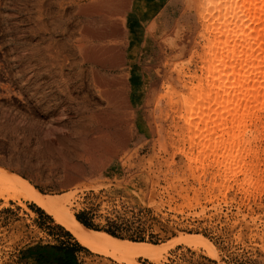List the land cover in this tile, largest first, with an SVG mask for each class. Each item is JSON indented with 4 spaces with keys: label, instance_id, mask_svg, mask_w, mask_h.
Wrapping results in <instances>:
<instances>
[{
    "label": "rangeland",
    "instance_id": "obj_1",
    "mask_svg": "<svg viewBox=\"0 0 264 264\" xmlns=\"http://www.w3.org/2000/svg\"><path fill=\"white\" fill-rule=\"evenodd\" d=\"M206 2L0 0V166L44 194L67 196L69 210L95 231L156 245L202 236L216 253L178 244L159 262L136 258L140 264H264V125L246 145V178L223 185L218 167L203 168L189 151L195 128L177 95H188L184 86L198 85L194 75L204 73ZM86 26L99 35L92 48H111L121 68L114 73L123 83L121 108L114 112L81 67ZM169 89L180 104L168 106ZM109 123L112 138L125 140L111 139L105 150L96 145L100 152L92 131ZM66 141L79 145L74 152L82 142L90 150L78 149L80 159ZM117 257L83 246L33 202L0 199V264H128Z\"/></svg>",
    "mask_w": 264,
    "mask_h": 264
},
{
    "label": "bare ground",
    "instance_id": "obj_2",
    "mask_svg": "<svg viewBox=\"0 0 264 264\" xmlns=\"http://www.w3.org/2000/svg\"><path fill=\"white\" fill-rule=\"evenodd\" d=\"M205 10L207 11H204L206 14L204 19L206 20L207 17V21L210 23L208 22L209 33L207 32L209 35L208 38H205L208 41L206 52L201 56L203 63L201 70L204 73H202V76L198 74L194 75L195 78L200 79L197 81L193 78L197 81L198 85L192 84V80H190L192 82H189L191 83V86L183 85L186 88L189 87L190 93L187 92L188 95L183 96L184 94L180 93V95H177V91L175 92L174 90L171 92L173 88L171 90L169 89L170 93L174 92L173 94H176L179 97L178 99L179 101L181 100L180 103L182 105L178 102L176 95L174 97L173 94L168 93V97H165L168 98L167 104L168 106L170 105V107L174 106L175 102L180 104L181 108L185 110L184 116H187L184 118L186 119L185 121H187V126L192 125L193 128H195L194 131L192 130L194 138H190L193 139L192 143H190L192 144L193 151L189 150L191 151V155L192 153L193 155H196V161L199 165H202L203 168H214L215 166H211L214 163L219 169L218 175L222 178V184L224 185L239 174H244V178L248 176L250 167H248L245 159L248 155L249 149H246V145H250L253 141L260 138L261 133L259 127L264 125V0H207ZM85 30L84 39L86 40V49L84 51L81 67H87L89 69L93 85L92 88L107 103V109L114 112L120 107L118 99H120L121 90L119 86L123 84L121 81L119 82L118 78H116L117 74H114L121 71L118 64L119 62L112 55L111 48L100 45H96V47L92 48L91 44L93 41L98 40L99 38V35H97L98 32L91 30L89 26H86ZM189 83L187 85H189ZM62 85L64 86V84ZM63 86L62 89L66 91L67 86L64 88ZM81 87L83 88V86ZM56 88H58V85ZM84 88L86 87L84 86ZM189 90L187 88V91ZM69 92L71 93V91ZM69 92L66 96L70 95ZM84 94L86 93L84 92ZM71 96L72 95H70V97ZM70 101L71 100H69V102ZM111 111L108 114L112 118L116 117ZM77 114L80 115L79 113ZM83 115H85L84 112ZM83 115L81 114V116ZM182 115L183 114H180L181 117ZM87 116H92L91 119L99 120V115L94 118V114H86L84 118H88ZM105 117L108 118L107 116ZM89 125L92 126L91 124ZM101 125L104 126L105 124ZM111 126L112 125L109 123L104 127H96L93 131L89 129L90 127H87L92 131L93 135H95V139H93L91 143L96 148L101 145H103L101 147L103 149L104 147H110L111 139H115L112 138L113 135L110 132ZM187 126L185 129H189ZM77 127L79 128V126ZM53 129L55 128L53 127ZM76 131L78 130L76 129ZM86 133H84V135ZM190 134H192V132H190ZM251 134L253 136H251ZM74 135L76 136V134ZM79 135L81 136L79 133L77 137ZM124 137L126 138V135ZM63 138L65 139L66 137L63 136ZM118 138L120 139V144L122 140L121 137ZM118 138L115 139L117 142ZM80 140L82 139L80 138ZM124 140L125 139H123V141ZM83 141L88 140L83 139ZM76 142H80L79 144L81 145V141H75V143ZM83 143L86 147L84 148L82 145V148L78 149L82 150L84 148L83 151H86L87 153V150L85 149L89 144L87 145V142H82V144ZM66 144L67 146H64V148L67 147L68 150V146L70 145L68 142ZM71 144L72 148L70 147L69 150L71 149V152H74V149L79 147V145L76 143V146L78 145L76 147L73 142ZM50 145L49 147H51ZM90 146L88 147L89 149L87 148L88 150H90ZM101 148H98L100 152H102V150H100ZM78 149L76 150L79 155L77 152L74 153H77L81 159L83 156L80 157L81 153ZM64 154L65 153H63V155ZM67 155L69 154L67 153ZM205 163L207 164L205 165ZM248 179H250V177ZM0 199L4 200L6 203L10 200L19 202L22 199L33 202L52 216L56 223L68 230L83 246L95 252L115 257L119 256L117 258H120L121 261H126L128 264H140L136 260L138 257H143L153 262H159L169 248L175 247L178 244H185L188 247L196 249L204 248L211 256H216L213 244L202 236L184 235L179 238H174L165 244L156 245L121 240L106 232L95 231L80 222L75 217V214L69 210V199L67 196L58 197L44 194L32 185L28 179L26 180L21 175L12 173L1 166Z\"/></svg>",
    "mask_w": 264,
    "mask_h": 264
},
{
    "label": "trees",
    "instance_id": "obj_3",
    "mask_svg": "<svg viewBox=\"0 0 264 264\" xmlns=\"http://www.w3.org/2000/svg\"><path fill=\"white\" fill-rule=\"evenodd\" d=\"M78 220H79L80 222H82L85 226H87L88 228H91V225L88 224L87 222H85L84 220H82L80 217L78 218ZM106 232H107L108 234L112 235V236H116L115 233L112 232L111 230H107ZM78 247H79V246H78ZM68 261H70V262H68ZM67 262H68V263H71L72 260L67 259ZM68 263H67V264H68Z\"/></svg>",
    "mask_w": 264,
    "mask_h": 264
}]
</instances>
